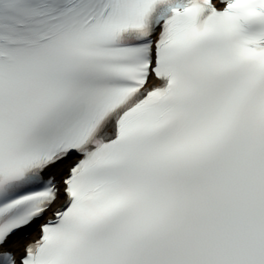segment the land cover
<instances>
[{
	"label": "snow or ice",
	"instance_id": "snow-or-ice-1",
	"mask_svg": "<svg viewBox=\"0 0 264 264\" xmlns=\"http://www.w3.org/2000/svg\"><path fill=\"white\" fill-rule=\"evenodd\" d=\"M0 264H264V0H0Z\"/></svg>",
	"mask_w": 264,
	"mask_h": 264
}]
</instances>
